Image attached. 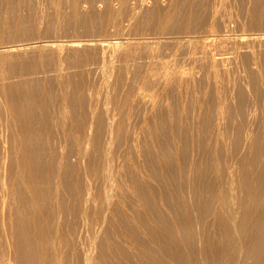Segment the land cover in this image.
Listing matches in <instances>:
<instances>
[{
    "label": "rangeland",
    "instance_id": "374dc122",
    "mask_svg": "<svg viewBox=\"0 0 264 264\" xmlns=\"http://www.w3.org/2000/svg\"><path fill=\"white\" fill-rule=\"evenodd\" d=\"M75 1L77 2V0H0V77L2 74L8 72L11 74V76L8 78V80L18 82L19 79H18V77H15V75L20 73V71L29 70L32 67H34L33 65H35V63H41L42 61H43V63H45V62L54 63L53 60H55L59 56V53H60L62 58H66L67 61L69 59V61L73 62V63H77L78 61H76V60L80 61V59L83 60L85 57H87V58L90 57L91 62H92L91 63L92 66L90 65L91 68L89 66V70L86 71V73L88 75H90V73L92 72L90 77L88 75L86 76L87 80L89 81L87 84L88 87L86 86V91L84 90L83 92L75 91V89H73V88H70L67 93L65 92L66 94L61 93L58 90H56L57 92L55 90H54L55 92L54 91H50V92L45 91L44 89L41 88L42 81L44 80V78L45 79L47 78L46 81H48V83H51L52 77H50L51 76L50 74H47V76H45L43 73H40L39 76L31 74L30 76L35 77L36 79H38V81L34 82L32 85H29L28 87L24 86L23 88L20 87V88L13 89V91L8 93L9 96L7 94H4V92H2V89L0 87V238L5 240L7 233H10V231L11 232L13 231L14 234H17V233L20 234L21 233L22 235L25 231L30 233L29 230L31 229V224H33L34 222L38 223L40 221L38 223L39 226L41 225V227H43V226L46 227V224H47V226H49V228H50L49 232L52 234L57 233L56 235L60 238V241H58L56 243H57V245H59V246H57V248H59V250H60L58 252V254L62 253V255L61 254L59 255L60 257L62 256L61 257L62 258L61 264H77L74 262V261H76V259H75V256L73 255V253H75V252H73V246H74V242H75L74 240H77V239H81L83 242L88 241V244H86V245H87V247L91 246V250H92V246L94 247V245H95L93 250H95L96 252H94V253H98V251H99L98 249L100 248V242H103L105 240L106 243H105L104 247L106 250L108 249L107 251L109 254L114 255L116 253L115 255H117V253H118V258L119 257H120V259L123 258L121 260L122 264H133L132 262L135 261L134 259H136V258H134V257L131 258V257L134 253H136L135 251L138 252L139 249L140 250L144 249V250L150 251V249H149L150 248L149 247L150 246V244H149L150 238H148L147 243L145 241L147 239L144 238V242L146 243V245L148 246V244H149L148 248H146L147 246H145V243L140 245L139 244L140 240L138 241V239H137V237L142 238L141 240H143V237H145V236L149 237L147 233H144L145 231L142 229L141 223H145V222L147 223L148 219L149 218L151 219V217L148 214H150V212L152 211V208L147 207V205H145V204H143L142 206L137 204V203L142 204V201H143L142 200L143 198L141 196V191L144 189H149L150 191H153L155 189V192L154 191L151 192L152 198H155L156 200L158 198H160L161 201L166 202L165 197L168 193L166 191H168V190L165 189L164 191L166 193H164L162 189H164L166 187L168 189V185L170 184L169 187L171 189H169V190L170 191L174 190V188H175L174 186H176V184L180 180L179 183L177 184V185H179V188L174 190V191H176L178 194L183 192V194L185 193V195H186V194H188L186 188H189L188 190H191L190 189V187H191L193 192L191 190V192L189 191V193H191L193 195L194 186L199 182L198 181L199 177H197V176H200L199 173H201L200 171L203 170L204 168L206 171V173H205V171L203 170L204 175H205V178H207V179H205L203 177L204 181L207 182V180H211L212 179L211 177H214L215 180L213 179V181H217L218 180L217 178L219 177L220 172L219 171L217 172L216 166L212 162L211 163H209V162L212 161V158L215 155V153H214L215 151H213L214 145H212V144L216 143L213 141H215V137L219 133V130H226L227 131L226 142H227L228 148H229V146L231 148L232 144L234 142V139L236 137L235 136L236 135V128H235L236 123L237 122H247L249 124L250 122H254L253 112H252V110H253L252 104H253V99H254V85L253 84L256 80L260 79L261 75H260V73L258 74V72H257V74H256L253 71V68L251 66L252 62L249 59H251L250 51L253 48L257 47L258 51L261 50L262 48L264 49V47H263L264 41H262L261 44H259L257 42L258 45H256L254 43L251 46V48H249L248 50L243 48L239 54L236 53L237 56H234L235 55L234 54L235 49H232L233 45H231V43L228 44L229 46L227 44L225 46H223L222 44L220 45V42H218L217 38H218V35H223V34H227V33H235L236 32L235 34H237V33H241L244 31L245 32H251V30L252 31L253 30L264 31V0H253V1L252 0H230V1L226 0L224 3L226 6H224V4H223V6L221 5L222 7L212 6L213 0H211L212 3L210 0H207V2H206V0H200L201 4H199L196 8L193 9L194 13H193V11H191L192 12L191 13L188 9L189 4H190V0H177L176 11L174 12V13H176V15L173 14L170 21L166 24V26H165V31L167 32V33H165L166 37L165 36L160 37L159 38L160 42L156 41L157 39H155V38H154L155 39L154 41H153V38H149L148 42H146L147 41L146 38H148V36H146V35L149 33L152 34L157 29H161L160 19H161L162 14L166 10H168L167 8H170V2H171L170 0H162V1L161 0L160 1L159 0H157V1L156 0H149V2H148V0H143L144 2L141 0H138V1L136 0V2L138 4L133 0L132 1L128 0L126 4H122L119 0H114V1L113 0L112 1L111 0H80V3L78 2V5L74 6ZM117 1H118V3H117ZM130 1L133 2L134 4L136 3V6L133 3H131ZM203 1H205L206 4L202 5V3H205ZM208 1H210L211 4ZM140 3H142V4H140ZM128 5H130V6L128 7ZM177 6L179 8L183 6V9L180 8V9H182L180 11ZM117 8H119V9H117ZM136 8H137V10H136ZM138 9H140V10H138ZM184 9L186 11L188 10L187 11L188 13ZM159 10H160V12H159ZM256 10H257V12H256ZM133 11L135 12V14H132ZM189 13H191V14H189ZM130 14L132 15L133 18H131L129 20L128 17L131 16ZM135 22H137V23H135ZM253 27H255V28H253ZM181 31L183 32V34L181 33ZM239 31H241V32H239ZM172 32L174 33V35L172 34ZM187 32H188V34H187ZM195 32H197L198 37H197V34ZM199 32H201V33L199 34ZM204 32H206V33H204ZM213 32H214L215 36H214V34H211ZM192 34H193V36H192ZM201 34L202 35L204 34L203 37L205 39H203V37L202 38L200 37ZM144 35H145V37H144ZM171 36L172 37L174 36V37L172 38ZM169 37H170L171 41L174 38H176V39H174L175 40L174 42H171V41H169ZM177 37H178V39H177ZM188 37L191 39V41L189 40ZM194 37H196V39ZM209 37H211L210 40H209ZM40 38H41V40H50L48 43H52L54 40L55 42H53V43H56L57 46L55 44L52 46H51V44H49L50 45V47H49L48 44L45 45V44H43L44 42L43 43L39 42L38 40H40ZM70 38H74V39L78 38L80 43H78V45H73V44H71L72 39H70ZM105 38L106 39L109 38V39L106 40ZM212 38L214 41L211 40ZM66 39H68V40H66ZM85 39H86V41H84ZM90 39H92V40L90 41ZM206 39H208L209 42H211V43L207 42L208 40H206ZM58 40L61 42H59ZM81 40H82V44H81ZM95 40H96V42H99V43L96 44V42H93ZM99 40L101 42H104L103 40H105V41L109 40L111 42H114L115 40H117L118 42L120 41V44L118 43L120 46H117V47L113 46V47L114 48L116 47L117 49L116 48L115 49L117 51H119L118 49H120L122 52H124L123 51L124 48H125V51L127 49H129L131 52H133L131 55L133 56V54H134V56H135V57L131 56V59L132 58H135V59H133V61H132L129 57V59L127 60L128 61V63H127V61H124L123 57H121V55H122L121 51L117 52L113 47H110L112 45L108 46V45H104L103 43L100 44ZM149 40H150V42H149ZM203 40L205 42H203ZM25 41L32 42V44L35 43L34 44L35 46L37 45V43H39L40 46H42V49L39 48L40 47L39 44L37 45L38 47L37 46L34 47L32 44H31L32 46L31 45L25 46V47H28L27 50H29V51H23V49L22 50L16 49V50L10 51V50L6 49V48L9 49L10 48L9 46L12 44H19V43L25 42ZM183 41H185V42H183ZM212 41H213V43L215 42V44H217V48L220 51H221V49L224 50V52H222L223 50L221 51L223 53V55L229 53L228 55L233 56V58L229 59L230 62L233 61V64L231 63V65H233V67L230 66V62H228L229 60L228 61L221 60L222 63L228 62V64H226L227 66L225 64H223L226 67L221 64L222 66H220V67H222L223 72H220L222 70L221 68L219 69L220 70L219 71L216 68V66H214L215 64H213V58L210 56L211 55L210 54V47H211V45H215L212 43ZM58 42L61 44H59ZM45 43H47V42H45ZM203 43H205V44H203ZM260 45H261V48H260ZM43 46H45L46 50ZM100 47L104 48V51H105V48L108 47V48H106L107 54H106V52L104 53L103 49L101 48L102 53H104V54H102L101 51L99 50ZM219 47H221V48H219ZM225 47L228 49H225ZM229 47H231V48L229 49ZM37 48L39 49V51L41 49V51L39 52ZM50 48H51V50H49ZM54 48H57L60 52ZM193 50H195V51H193ZM35 51H37L39 53H36ZM151 51H153V52H151ZM154 51L156 52V55H155ZM192 52H197V53H195L196 55H193L194 53H192ZM135 53H138V54H135ZM189 53H191V56L189 55ZM245 54H246L247 58H245ZM2 55H5V58H2L1 57ZM82 56H85V57H82ZM105 57H106L107 61H105ZM238 58H239V60H238ZM109 59H110V62H108ZM240 59L241 60L246 59V62H243V61L241 62ZM100 60H102L103 62H101ZM111 60H114V61H111ZM260 60L264 64V51H261ZM96 61H98V62H96ZM99 61H100V64H99ZM237 61H239V63ZM111 62H112V65H111ZM247 62H248V64H246ZM93 63L95 64L96 67L98 66L97 68L100 67L99 70L96 68L94 71L93 67L95 68V66ZM96 63H98L99 65H96ZM101 64L105 65V66H102ZM127 64L129 65V68H128ZM234 64H237V65L235 66ZM242 64H243V67H242L243 70L245 69L244 73H243L242 68H240ZM109 65L113 71H111V69H108ZM115 65H116V67H115ZM212 65L217 69V71H215L214 69H213L214 71L212 70V68H214ZM244 65H245V67H244ZM246 65L247 66L250 65V67H247ZM112 66L115 68H113ZM121 67H123V68H121ZM238 67H239V69H237ZM119 68H120V70H119ZM106 69H108V71ZM181 69L182 70L184 69V71H182ZM232 69H234V71H232ZM235 69L237 72L238 71L239 72L241 71V72L237 74V72H235ZM104 70H106L109 77H107L108 76L107 75L105 78L106 72L104 74ZM150 70H151V73H150ZM109 71H111V72H109ZM229 71L234 73V75L232 73H229ZM114 72H116V74ZM125 72H127L128 74L127 73L125 74ZM111 73H113L112 76H111ZM122 73H124V74H122ZM219 73H221V74L223 73L221 77L219 76ZM249 73H251V74L254 73V74L251 76V74H249ZM181 74H182V76H181ZM228 74L230 76H232V80L228 79V78H230V76H228ZM239 74H241V75H239ZM244 74H246V75H244ZM102 75H104V76L102 77ZM118 75L119 76L121 75L123 78L122 82H121L122 84L118 82L119 81ZM125 75L127 76L126 80L124 78ZM236 75L240 76V78ZM218 76H219V78H218ZM39 77H40V79H39ZM101 77L104 79L105 84H104L103 80H101L102 79ZM248 77H250L249 82L251 80L252 84L247 81ZM252 77L255 79H252ZM90 78H91V80H90ZM221 78H224L223 79L224 81L220 82V80H222ZM143 79H147L146 81H149L148 84H150L149 85L150 87L148 86L147 82L145 83L144 81H142ZM218 79H219V81H218ZM234 79L236 81L238 80L239 84L238 83L236 84V81ZM106 80H109V81L107 82ZM225 80H228L227 81V82H229L228 86L230 84L232 85V87L230 86L231 89H230V87L226 86L227 82H225ZM96 81L98 82V84H96L97 83ZM113 81L116 82V85H115V83H113ZM125 81H127L128 83L127 82L124 83ZM93 82L96 85V87L93 84ZM106 82L107 83L112 82L111 84L114 85L113 88L115 90L112 88V85H110V83H109V86H111V90H110V87L108 86V84L106 85ZM240 82H242V83H240ZM0 83H1V81H0ZM118 83H119V86L117 85ZM144 83L147 85H145ZM244 83L246 85L245 86L246 88L244 87ZM89 84H91V85L93 84V85L91 86ZM127 84H129V85L127 86ZM133 84H134V86H133ZM180 84H182V85H180ZM104 85H106L108 87H105ZM130 85L133 88H131ZM143 85L145 87H143ZM222 85L224 86L223 88H222ZM0 86H1V84H0ZM116 86H118V87L116 88ZM146 86L149 90L146 89ZM151 86L154 89L153 88L151 89ZM215 86H217L218 88L217 87L215 88ZM248 86H249V88H248ZM126 87L128 88L127 90L125 89ZM138 87H140V89H137ZM92 88H94V89H92ZM96 88L99 89V91L96 90ZM108 88H109V90H108ZM134 88H135V90H134ZM91 89L95 92H92ZM132 89H133V91H132ZM89 90H91V92H89ZM216 90L220 91V93L217 91L220 97H221L220 94H222V92H224L222 94V98H220L218 95L216 96V93H217ZM70 91H71V93H70ZM130 91H131V93H130ZM142 91H144L145 93L143 92L144 93L143 94ZM232 91L234 94L232 93ZM245 91H247V92L245 93ZM140 92H141V94H140ZM50 93H51V95H50ZM227 93H228V95H227ZM238 93H239V95H238ZM250 93H251V95H250ZM62 94H63V97L61 96ZM230 94H231V96H230ZM65 97L67 100H65ZM216 97H217V99L219 98L217 101H216ZM9 98H12L14 100V102L8 103L7 101ZM226 98H228L227 101H226ZM219 100H221V101H219ZM241 101L245 107V113L244 114L240 113V111H239V103ZM216 102H219V103H216ZM223 103L225 105H223ZM226 103L228 105H226ZM249 103H251V106ZM12 104H14V106H12ZM218 104H219V106H218ZM220 104L222 107H220ZM216 105L220 108H218ZM247 105L250 107L249 112L251 115L248 114L249 108ZM216 107H217L218 111L216 110ZM221 108L222 109L224 108V110H222ZM216 112L219 113V114L217 113L218 116L220 115L217 118H216ZM234 112H235V114L236 113L237 114L235 115ZM221 115L223 116V121H222ZM224 115H225V117H224ZM260 115L261 116H260V119L258 122H264V120H262L263 111L260 112ZM17 117H19V118L17 119ZM14 118L16 119V122H15ZM218 118H220V119H218ZM216 119L219 121L216 122L217 121ZM17 122H18V124H17ZM77 122H79V123L89 122L91 125L90 128L92 129V130H90L91 131L90 133H92V137L90 136L91 137L90 141L86 140L85 142H83V146L87 147L89 145L88 146L89 148L87 147L88 152H87L86 158L81 159L80 166H78V163H77L78 161H76V162L74 161L75 159L79 160L78 156L76 155L78 144H76L77 142L75 141V137H76L75 135H77V133H78L76 131V130H78L77 129V126H78ZM215 122L218 123L217 124L218 127L216 126ZM111 123H112V125H111ZM220 123H221V125H220ZM108 125L109 126L111 125V126L107 127ZM203 125H206V126H203ZM22 126H23V128H21ZM117 126H118V129L116 131H114V128L116 129ZM106 127L109 129L106 130L107 129ZM111 127H113V130ZM216 127H217V129H216ZM190 129H191V131H190ZM109 130H112V134L110 133ZM13 131H14V134H13ZM15 131H16V133H15ZM19 132L20 133L24 132L23 133L24 136L21 135V138H19L20 137V135H19L16 138L15 136H16V134L18 135ZM106 132H107V134L109 132L108 136H107ZM189 132H191V133H189ZM117 133L120 134L119 138L117 136L118 135ZM181 133H182V137H181ZM103 134H106V136H107V138H105L106 140L110 137V135L111 136L113 135L112 136L113 139L109 138V140L106 143V140L103 138L105 135H103ZM183 134H184V136H183ZM186 135H188V136H186ZM189 135H191V137ZM192 135H193V138H192ZM213 136H215V137H213ZM233 136H235V137H233ZM184 137H186L187 140L186 139L183 140ZM72 138H73V140H72ZM100 138H102V139L100 140ZM126 138H127V141H126ZM115 139L117 140V142ZM20 140H28L27 142H28V146L30 148L29 153H31V157H32L31 161H32V165H34V172L37 173L41 177V180L39 181L40 182L39 191H40L41 195H43V196L46 194L45 196L47 198V199L46 198L44 199V197H45L44 196L42 198L43 200L40 201L41 203L38 204L37 206H35L36 208H34V205H33V207L31 206L32 205L31 201H30V199L28 200L29 197H27L28 194L24 193L22 191L20 184L16 183L17 180L15 179L14 175L11 174L12 173L11 169L13 167L12 164H13L14 160L17 159V157H19V155H20V154L18 155V153H20V152L17 153L15 151L14 144H16L17 142H21ZM102 140L104 142H102ZM112 140H113V142H111ZM189 140H191V141H189ZM202 140L205 141V143H203V145H202ZM109 141L114 146L113 145L111 146ZM186 141H189V142H187L188 146L186 145ZM197 141H198V143H197ZM86 142H87V144H86ZM101 142L103 145L102 144L100 145ZM190 143H192V145ZM209 143L210 144L212 143V144L210 145ZM17 144L19 145L20 143H17ZM181 144H182V146H181ZM196 144H197V146H196ZM200 144H201V148L199 147ZM109 145H110V148H108ZM209 145L211 146L212 149L210 148ZM95 146H96V148H95ZM102 146H104L105 148H103ZM203 146H205V147L202 149ZM97 147L101 150V152ZM112 147H113V149H112ZM135 147L138 150L137 152L135 150L136 149ZM192 147H193V149H195V151L192 149ZM197 147L199 150L196 149ZM75 148H76V150H75ZM206 148H208V150ZM70 149H71V151H70ZM102 149L103 150L105 149L104 152ZM107 150L110 152H108ZM187 150H188V152H187ZM63 151H64V153H63ZM204 151H205V153H203ZM221 151H219V152L217 151V154L218 155H224V153H222L224 151H222V152ZM132 152H134V153H132ZM185 152H187L188 154H190V153L191 154L188 155ZM212 152L214 153L213 155H212ZM99 153L101 154V156ZM112 153H113V155L115 154L114 156H116V157H114L112 155ZM130 153H131V155H130ZM209 153L211 154V156ZM107 154L108 155L110 154V156H108ZM195 154H196V156H195ZM197 154H198V156L202 154V157L200 156L201 160L197 156ZM205 154H207L209 156H206ZM183 155H184V157H183ZM185 155L191 157V159L189 157H187V159H186ZM193 155H194V157H193ZM181 156H182V158H180ZM61 157L63 159H61ZM91 157H93V158H91ZM205 157H208V158L212 157V158L210 161L207 158L206 159L208 161L207 162L204 159ZM90 158L94 159V161L96 162L97 165L101 161H108V168H109L108 172L110 173V177L113 179L115 177L114 182L110 178L109 180H111V181L107 180V182L104 183V181H103L104 175H103V173H101L102 170H99L97 165H96V167L94 166V168H95V169H93L94 171H92L91 173L89 172V174H90L89 175L90 176V179H89L90 188L93 191V194L96 195V193H97V195L99 196L98 197L96 195L97 199L93 200V202H92L93 204L91 203L92 207H90V208L93 211H95V213L98 215L96 217L98 222H100V220L102 222V223L100 222L101 224L100 223L97 224V226L100 225V227L98 226L95 228V231H97L96 234L98 233L97 235H99V236H97L96 242H94V244H92V245H90L91 242L89 243V239H88L89 237H87L89 235L82 225L83 224V221H81L82 219L78 216L79 214L77 215L78 212H75L76 211L74 209V204H75L74 202L75 201H74L73 197L70 196L71 188H65V187H67V185L66 186L57 185V180L55 178V177H57V173H56L57 170L55 169V167L57 168L58 162H62V164H60V167H61L60 173H63V175L66 178L70 179V180L67 179L68 182L70 181L69 182L70 184L67 182V184H69L68 187L74 186L77 183V181L79 180V178L84 175V171H87L86 170V164L84 163V161L86 160L85 162H87V164H88V161ZM108 158H109V160H108ZM131 158H133V159H131ZM159 159L161 161H159ZM61 160H63V161H61ZM113 160H114V162L112 163ZM132 160H133V162H131ZM176 160L178 161L177 163L179 166L177 165L176 162H174ZM181 160H183V161H181ZM184 160H185V162H184ZM189 160H191L193 163L196 162V164L197 163H199V164H197V166H196V164L194 163L195 166L193 165V167H192V165H190V164H193V163H191ZM204 160L207 164L204 162ZM56 161H58V162H56ZM141 162L144 166H142ZM186 162H188L187 166H186V164H187ZM109 163H110V165H109ZM175 163H176V167L179 168V172H180L179 173L180 176L178 174H176L177 176L180 177L178 180V177L176 176L177 182L175 181V177H174L175 172L174 171H176V173H177L178 169L175 166H174L175 170L173 167H171V166L175 165ZM184 163H186V164H184ZM74 164H76V165H74ZM182 164H183V166H181ZM6 165H8V166H6ZM140 165L142 168L140 167ZM160 165L164 166L165 168H162ZM153 166L155 167L154 170L157 169V171L153 170V168H154ZM169 166H170V168H173V171H172V169L170 170ZM184 166L187 167V169H188L187 171L185 170L186 168L185 169L183 168ZM190 166L192 168H190ZM198 166H199V169H196V167H198ZM204 166H206L207 169ZM208 166L211 170L208 168ZM116 168H117V170H116ZM134 168L136 169L135 172L133 171ZM192 169H193V171L189 172ZM77 170H78V172H77ZM112 170H113V172H111ZM142 170H145V171H142ZM165 170H167V171L169 170V171L166 172ZM81 171H83V172H81ZM158 171L163 176V179H162V176H160L161 179L162 180L165 179L166 181L168 180L167 178L170 176L168 174H170V172H171V175H172V172H173L174 176L169 177V180L171 181V178L172 177L174 178L172 180L173 181L172 183L174 186L171 184V182L169 184H166L169 180L167 182L165 180L160 181L162 183H159L158 181L160 180V177L158 174H160V173ZM67 172H68V175H67ZM138 172L140 173V175H142L141 177H140ZM153 172H158V174L154 173V175H153ZM186 172H188L189 174L188 173H187L188 175L184 174ZM207 172H208V174H207ZM147 173H149V174H147ZM192 173L194 174V176ZM209 173H211L210 178H209ZM165 174H167V175H165ZM181 175H186V176H188V178L186 176H181ZM191 175L193 176V179H192V177H190ZM39 176H38V178H39ZM165 176H168V177H165ZM146 177H147L148 181H146ZM153 177L154 178L156 177L157 180L154 179ZM181 177H182V179H183V177H185V179H183V182L185 181L183 184L184 187L182 185L183 182L181 181L182 180ZM141 178L144 179L145 181L142 180ZM194 178L196 179V181ZM131 179L133 181L130 182ZM151 179L153 182L151 181ZM154 180H155V182H154ZM48 181H50V182L48 183ZM90 181H91V183H90ZM111 182H113L114 185H112ZM135 182H137V185ZM175 182H176V184H174ZM186 182L188 184V187H187ZM140 183H141V185H140ZM189 183H192V184H189ZM159 184H161L162 186H163V184L167 185V186H165V187L163 186L164 187L163 188ZM155 185L158 187L155 188L156 187ZM171 185L174 188L171 187ZM137 186L138 187L141 186L142 189L137 188ZM12 187L15 188L16 191L13 192L14 189ZM7 188H9V189H7ZM179 189H182L184 191H182V190L180 191ZM133 190L137 191V193ZM8 191H12V192L8 193ZM131 191H133V192L131 193ZM138 191H140V192H138ZM206 191H208V189L204 190V194L209 192V191L208 192H206ZM98 192H99V194H98ZM5 193H7V194H5ZM58 193L60 196L57 195ZM61 193H62V195H61ZM107 193L113 194V196L109 194L108 195L109 197H108ZM163 193L166 195L164 196ZM209 194H210V192H209ZM2 195H4V196H2ZM5 195L7 196V198ZM158 195H161V196L157 198ZM185 195H183V197L180 195L179 196L182 197L184 200H186V202L191 201L192 198L195 197V196L191 195L190 197H192V198L190 200V198H188V197L184 198ZM189 195L190 194H188V196ZM110 196H112V198ZM162 196H164V200H163V198H161ZM59 197H60V199H58ZM106 197H107V201H110V199H111V202L106 203L107 209H105L106 211H104L101 209L102 208V206H101L102 200L101 199L106 198ZM133 198L135 199V201H137V200H139V201L134 202ZM108 203H110V204H108ZM131 203H133V205ZM143 203H144V201H143ZM167 203H168V199H167ZM192 203H193V200H192ZM41 204H42V206H41ZM94 204H95V206H94ZM135 204H137L138 207H135L136 206ZM39 205L41 206V208H39ZM139 206L142 208H139ZM31 207L34 208L35 211H32L33 209ZM105 207L106 206L104 205L103 208H105ZM109 207H110V209H109ZM133 207H135V208H133ZM45 208H46V210H44ZM48 208L50 210H52V215L50 214V216H49V214H48L49 218L47 219L46 217H48V216L46 215L47 214L46 212H47V210H49ZM141 209L143 210V213H142ZM12 210H13V212H12ZM101 210H102V212H101ZM40 211L45 212V218L43 217L44 212L43 213L41 212V214H40L39 213ZM135 211H137L139 213V214L136 213L137 215H139L138 217L134 213ZM126 212H127V214H126ZM74 213L76 215H74ZM132 213H133V215L135 214L136 216L135 215H134L135 217L132 216ZM145 213H146V217H145ZM121 215L124 219L121 217ZM76 216L78 218H76V220H75L74 218ZM131 216L134 218H131ZM114 217H115V219H113ZM140 217H143V219ZM144 217H145V219H144ZM211 217L212 216H210L209 219ZM79 218H80V220H79ZM36 219H38V220H36ZM73 219H74V221L79 220L78 221L79 223L75 222V223H78L77 226L75 225V229H77L78 232H76L75 229H72L74 227L73 226L74 224H72ZM104 219H106V220H104ZM109 219H110V221H109ZM138 219H141V220H138ZM150 219H149L150 222L148 221V223H151L152 219L151 220ZM51 220H52V222H51ZM141 221H143V222H141ZM65 222H67V223H65ZM137 222H140V223H138V225H137ZM17 223H18V225H17ZM62 223H63V225L65 223L64 226L66 227V233H67L66 235H68V237H66V238L63 237L64 239L61 240V238H62V234H61L62 233L61 232L62 231V225L61 224ZM123 223H125V224H123ZM29 224H30V226H29L30 229L28 228ZM23 225H24V227H23ZM69 225H70V227H69ZM136 225L138 227H140V226L141 227L137 229ZM130 226H134V227H130ZM53 227H55L56 229L54 228L55 229L54 230ZM76 227H78V228H76ZM101 227H103V228H101ZM135 227L137 230L135 229ZM129 228H131V229L129 230ZM80 229H82L81 233H79ZM102 229L104 231L106 229L107 231L104 232ZM139 229H141V231H140L141 233H138ZM67 230L68 231L72 230L71 231L72 233L75 231L77 234L79 233L82 235L76 236L77 234L76 235H74L75 233L70 234V232H68ZM132 230H134V231L132 232ZM122 231L125 234L127 233V236L129 238H133V239H129L128 237H126V235ZM129 232L133 236L132 235L130 236ZM28 233L24 234V238L22 236V238L25 239L23 241H25V243L27 244V248L25 247L26 248L25 251L28 250L27 252L30 253V254H27V252H26V254L30 255V256H28V258L26 259L24 264H31V263L32 264H45L44 262L39 260V258L36 254L31 252V248L28 245L31 243L32 237L31 236H30V238L26 237L27 235H31V233L30 234H28ZM135 233L139 234V235H135ZM84 234H86V235H84ZM100 234H101V237H100ZM69 236L71 238L70 241H69ZM83 236L86 237V240ZM135 236H136V238H135ZM72 237L73 238L75 237V238L73 239ZM82 237L84 238V240ZM26 238H28V239H26ZM67 238H68V241H67ZM134 238H135V241H134ZM131 241H133V242H131ZM134 242H137L138 244L134 243ZM69 243H70V245H72V243H73V245L70 246ZM26 244H25V246H26ZM134 244H136V245L134 246ZM139 247H141V248H139ZM0 249H1L0 250V260H1L0 264H4V263L5 264H20L17 262L18 260H14V259L10 260L8 258L9 256L7 253H5V249L3 248V246H0ZM121 252H122V254H121ZM4 255H5V258H4ZM119 255H121V256H119ZM6 256H7V258H6ZM126 258H128V260ZM98 259H97V263H95V264H105L103 262L102 258H98ZM131 260H132V262H131ZM172 264H180V263L172 262Z\"/></svg>",
    "mask_w": 264,
    "mask_h": 264
},
{
    "label": "bare ground",
    "instance_id": "6f19581e",
    "mask_svg": "<svg viewBox=\"0 0 264 264\" xmlns=\"http://www.w3.org/2000/svg\"><path fill=\"white\" fill-rule=\"evenodd\" d=\"M112 1V0H111ZM114 1V0H113ZM122 4H126L127 3V1L128 0H119ZM132 1V0H131ZM130 1V2H131ZM133 1H135L136 2V0H133ZM138 1V0H137ZM141 1H143V0H141ZM140 1V2H141ZM157 1V0H156ZM160 1V0H159ZM162 1V0H161ZM171 2H170V8H167L168 10H166L163 14H162V16H161V19H160V26H161V29H157L156 31H154L152 34H147L146 36H148V38H146L147 39V41L146 42H148V39L149 38H153V41L155 40V39H157L156 41H159L160 42V37H162V36H165V33H167L166 31H165V26H166V24L170 21V19H171V17L173 16V14H175L176 15V13H174L175 11H176V3H177V0H170ZM211 1V0H210ZM210 1H208L209 3H210ZM225 1L226 0H213V4H212V6H214V7H222L223 6V4L225 3ZM230 1V0H229ZM253 1V0H252ZM78 2L80 3V0H77V2L75 1L74 2V6H77L78 5ZM144 2V1H143ZM148 2H149V0H148ZM169 2V1H168ZM181 2V1H180ZM203 2H205V1H203ZM206 2H207V0H206ZM206 2L205 3H202V5H204V4H206ZM228 2V1H227ZM235 2V1H234ZM258 2V1H257ZM117 3H118V1H117ZM129 3V2H128ZM131 3H133V2H131ZM137 3V2H136ZM136 3L134 4L135 6H136ZM208 3V4H209ZM211 3H212V1H211ZM210 3V4H211ZM111 4V3H110ZM138 4V3H137ZM140 4H142V3H140ZM159 4V3H158ZM168 4V3H167ZM199 4H201V2H200V0H190V4H189V11L191 12V11H193V9L194 8H196ZM247 4V3H246ZM118 5V4H117ZM133 5V6H134ZM188 5V4H187ZM222 5V6H221ZM251 5V4H250ZM130 5H128V7H129ZM139 6V5H138ZM165 6V5H164ZM167 6V5H166ZM180 6V5H179ZM224 6H226L225 4H224ZM115 7V6H114ZM123 7V6H122ZM132 7V6H131ZM140 7V6H139ZM138 7V8H139ZM159 7V6H158ZM157 7V8H158ZM169 7V6H168ZM178 7V6H177ZM239 7V6H238ZM244 7V6H243ZM133 8V7H132ZM179 8V7H178ZM180 8H182L183 9V6L182 7H180ZM179 8V10L181 11L182 9H180ZM247 8V7H246ZM253 8V7H252ZM259 8V7H258ZM117 9H119V8H117ZM122 9V8H121ZM160 9V8H159ZM238 9V8H237ZM128 10V9H127ZM136 10H137V8H136ZM138 10H140V9H138ZM145 10V9H144ZM162 10V9H161ZM185 10V9H184ZM196 10V9H195ZM252 10V9H251ZM131 11V10H130ZM135 11V10H134ZM132 12V14H135V12ZM178 11V10H177ZM186 11V10H185ZM188 11V10H187ZM186 11V12H187ZM122 12V11H121ZM141 12V11H140ZM159 12H160V10H159ZM256 12H257V10H256ZM259 12V11H258ZM138 13V12H137ZM188 13V12H187ZM192 13V12H191ZM191 13H189V14H191ZM193 13H194V11H193ZM250 13V12H249ZM115 14V13H114ZM122 14V13H121ZM124 14V13H123ZM139 14V13H138ZM120 15V14H119ZM131 15V14H130ZM161 15V14H160ZM174 15V16H175ZM251 15V14H250ZM118 16V15H117ZM127 16V15H126ZM115 17V16H114ZM190 17V16H189ZM129 18V20L131 19V18H133L132 17V15L131 16H129L128 17ZM174 18V17H173ZM117 19V18H116ZM135 19V18H134ZM137 19V18H136ZM119 20V19H118ZM133 20V19H132ZM127 22V21H126ZM128 23V22H127ZM135 23H137V22H135ZM261 24V23H260ZM154 25V24H153ZM159 26V27H160ZM252 28V27H251ZM253 28H255V27H253ZM239 32H241V31H239ZM181 33L183 34V32L181 31ZM196 34H197V32H195ZM201 32H199V34H200ZM203 33V32H202ZM204 33H206V32H204ZM236 33V32H235ZM235 33H227V34H223V35H218V38H217V40H218V42H220V45L222 44L223 46H225L226 44L228 45L229 43H231V45H233L232 46V49H235V51H234V56H237L236 55V53L237 54H239L240 53V51L244 48V49H249V48H251V46L255 43L256 45H258V43L259 44H261L262 43V41H264V31H258V30H251V32H241V33H237V34H235ZM142 34V33H141ZM171 34V33H170ZM172 34L174 35V33L172 32ZM176 34V33H175ZM178 34V33H177ZM180 34V33H179ZM187 34H188V32H187ZM195 34V35H196ZM211 34H214V32L213 33H211ZM218 34V33H217ZM181 35V34H180ZM194 35V36H195ZM202 35V34H201ZM200 35V37L202 38L203 37V35L201 36ZM206 35V34H205ZM170 36V35H169ZM189 36V35H188ZM191 36V35H190ZM192 36H193V34H192ZM191 36V37H192ZM214 36H215V34H214ZM120 37V36H119ZM144 37H145V35H144ZM166 37V36H165ZM168 37V36H167ZM172 37V36H171ZM174 37V36H173ZM172 37V38H173ZM183 37V36H182ZM186 37V36H185ZM197 37H198V34H197ZM199 37V38H200ZM213 37V36H212ZM75 38V37H74ZM74 38H70V39H72L71 40V44H73V45H78V43H80L79 42V39L77 38V39H74ZM141 38V37H140ZM155 38V39H154ZM171 38V39H172ZM184 38V37H183ZM187 38V37H186ZM189 38V37H188ZM195 39H196V37H194ZM207 38V37H206ZM210 38L211 37H209V40H210ZM215 38V37H214ZM54 39V38H53ZM103 39V38H102ZM101 39V40H102ZM106 39V38H105ZM107 39H109V38H107ZM106 39V40H107ZM112 39V38H111ZM118 39V38H117ZM123 39V38H122ZM142 39V38H141ZM145 39V38H144ZM159 39V40H158ZM163 39V38H162ZM167 39V38H166ZM174 39H176V38H174ZM174 39H172V41L170 40V37H169V41H171V42H174L175 40ZM177 39H178V37H177ZM180 39V38H179ZM203 39H205L204 37H203ZM61 40V39H60ZM66 40H68V39H66ZM65 40V41H66ZM83 40V39H82ZM82 40H81V44H82ZM92 39H90V41H91ZM164 40V39H163ZM168 40V39H167ZM188 40V39H187ZM189 40L191 41V39L189 38ZM206 40H208V39H206ZM209 40L207 41V42H209ZM211 40H213V38L211 39ZM30 41V40H29ZM29 41H25V42H21V43H19V44H12V45H10L9 47V49L8 48H6L7 50H16V49H23V51H29V50H27V48L28 47H25V46H29V45H31L32 44V42H29ZM39 42H41V43H43V44H45V45H47L48 44V46L50 47V45L49 44H51V46L52 45H56L57 46V44L56 43H53V42H55L54 40H53V42L52 43H48L50 40H41V38H40V40H38ZM59 41V40H58ZM84 41H86V39L84 40ZM100 41V40H99ZM104 42H101L100 41V44L101 43H103L104 45H108V46H110V45H112V46H110V47H113V46H120L119 44H120V41L118 42L117 40H115L114 42H111V41H105V40H103ZM124 41V40H123ZM137 41V40H136ZM145 41V40H144ZM199 41V40H198ZM202 41V40H201ZM214 41V40H213ZM213 41H212V43H213ZM45 42H47V43H45ZM59 42H61V41H59ZM58 42V43H59ZM93 42H96V40L95 41H93ZM149 42H150V40H149ZM168 42V41H167ZM180 42V41H179ZM183 42H185V41H183ZM187 42V41H186ZM203 42H205L204 40H203ZM258 42V43H257ZM91 43V42H90ZM97 43H99V42H96V44ZM119 43V44H118ZM209 43H211V42H209ZM208 43V44H209ZM35 44V43H34ZM34 44H32L34 47H36L39 43H37V45L35 46ZM59 44H61V43H59ZM70 44V45H71ZM93 44V43H92ZM194 44V43H193ZM197 44V43H196ZM203 44H205V43H203ZM207 44V43H206ZM213 44H215V42L213 43ZM31 45V46H32ZM42 45V44H41ZM90 45V44H89ZM94 45V44H93ZM255 45V46H256ZM39 46H40V44H39ZM60 46V45H59ZM101 46V45H100ZM210 46V45H209ZM219 46V45H218ZM229 46V45H228ZM38 47V46H37ZM44 48H45V46H43ZM103 47V46H102ZM102 47H100V51H101V53H102V50H101V48ZM115 47V48H116ZM234 47V48H233ZM263 47H264V44H263ZM39 48H41L42 49V46H40ZM58 48V47H57ZM57 48H54V49H57ZM60 48V47H59ZM106 48H108V47H106ZM106 48H105V51H104V48H102L103 49V51H104V53L107 51L106 50ZM114 48V47H113ZM112 48V49H113ZM114 48V49H115ZM219 48H221V47H219ZM231 47H229V49H230ZM260 48H261V45H260ZM5 49V50H6ZM30 49V48H29ZM38 49V48H37ZM36 49V50H37ZM41 49H40V51H41ZM53 49V50H54ZM117 49V48H116ZM115 49V50H116ZM225 49H228V48H226L225 47ZM45 50H46V48H45ZM49 50H51V48L49 49ZM58 50V49H57ZM114 50V51H115ZM119 51H121L120 49H118ZM223 49H221V51H222ZM38 51H39V49H38ZM39 51V52H40ZM59 51V50H58ZM117 51V50H116ZM119 51H117V52H119ZM123 51L124 52H122L120 55H121V57H123V59H124V61H127L128 59H129V57H130V59H131V54L133 53V52H131L129 49H127L126 51H125V48L123 49ZM193 51H195V50H193ZM199 51V50H198ZM218 48H217V44H215V45H211V47H210V56L213 58V64H215L214 66H216V68L219 70L220 68L222 69V67H220V66H222L223 64H228V62H230V60L229 59H231V58H233V56L232 55H228V54H225V55H223V53L222 52H224V50L221 52ZM229 51V50H228ZM232 51V50H231ZM246 51V50H245ZM250 51V50H249ZM261 51H264V49L262 48L261 50H257V47L256 48H253L251 51H250V54H251V59H249V60H251V62H252V64H251V66H252V68H253V71L257 74V72H258V74L260 73V79H258V80H256L255 82H254V99H253V104H252V106H253V110H252V112H253V120H254V122H250L249 124L247 123V122H237L236 123V125H235V128H236V137L235 136H233V137H235V139H234V142H233V144H232V147L230 148V146H229V148H228V146H227V142H226V138H227V136H226V134H227V131L226 130H219V133L217 134V136L215 137V136H213V137H215V141H213V142H216L215 144H212V145H214L213 146V148H214V150L213 151H215L214 153H215V155H214V157L212 158V161H210L211 160V158H208V157H205L204 159L206 160L207 158L209 159V163H213L215 166H216V170H217V172L219 171L220 172V174H219V177L217 178L218 180L217 181H213V179H214V177H211L212 179L211 180H207V182L206 181H204V178H205V175H204V171H205V168L204 167H206V166H204L203 168V170H201L200 172L201 173H199V175L200 176H197V177H199L198 178V183L194 186V193H193V195L191 194V193H189V191L191 192V190H192V188L190 187V189L191 190H188L189 188H186L187 189V192H188V194H190L189 196H188V194H186L185 195V193L183 194V192L182 193H180V194H178L176 191H174V190H176V189H178L179 188V185H177L178 183H179V168H177L176 167V163L178 162L177 160L176 161H174V162H176L175 163V165H173V166H171V167H173L174 168V170H175V167L178 169H176L178 172L176 173V171H174L175 173V176L173 175V172H172V175H171V172H170V174H168V175H170L169 177H171V176H174L175 177V181L177 182V178H176V174H178L179 176H177L178 177V183L176 184V182L174 183V184H176V186H174L173 185V177L171 178V181L169 180V177L168 176H165V177H168L167 179L169 180H165L166 182V184H169L170 182H171V184L175 187H173L172 185H171V187H173L174 188V190H169V189H171L170 187H169V185H168V189H167V187L166 188H164L165 186H167V185H164L163 184V186L161 185V184H159L161 187H163L164 189H162L163 190V192L164 193H166V192H168L167 193V195L166 194H164V196L166 195V202L164 201H161V199L160 198H158V197H160L161 195H158L157 196V200L155 199V198H152V193L151 192H155V189L153 190V191H150L149 189H144V190H142L141 191V196H142V200L144 201V203H143V201H142V204H139V203H137L138 205H140V206H142L143 204H145V205H147V207H149V208H152V211L150 212V214H148L150 217H151V223H148V221H149V219H148V221H147V223L145 222V223H141L142 224V229L145 231L144 233H147L148 234V236L149 237H143V240H141L142 238H139V237H137V239H138V241L140 240V242H139V244L141 245V244H144L145 242H144V238H146L147 240H145L146 241V243H147V241H148V238H150V246H149V244H148V246L150 247L149 249H150V251L149 250H144V249H139V248H141V247H139L138 249V252L137 251H135L136 253H134L133 255H132V257L131 258H136V259H134L135 261H133L132 262V260H131V262L133 263V264H172V262H177V263H180V264H264V122H258L259 121V119H260V112H262L263 111V118H262V120H264V64H263V62L260 60V54H261ZM36 53H39V52H37V51H35ZM57 52V51H56ZM55 52V53H56ZM60 52V51H59ZM65 52V51H64ZM151 52H153V51H151ZM155 52V51H154ZM104 53H102V54H104ZM114 53V52H113ZM192 53H194L193 55H196L195 53H197V52H192ZM227 53V52H226ZM41 54V53H40ZM44 54V53H43ZM53 54V53H52ZM58 54V53H57ZM62 54V53H61ZM106 54H107V52H106ZM105 54V55H106ZM115 54V53H114ZM135 54H138V53H135ZM242 54V53H241ZM249 54V53H248ZM42 55V54H41ZM40 55V56H41ZM55 55V54H54ZM53 55V56H54ZM155 55H156V52H155ZM154 55V56H155ZM189 55L191 56V53H189ZM57 56V55H56ZM118 56V55H117ZM133 56H134V54H133ZM132 56V57H133ZM232 56V57H231ZM240 56V55H239ZM243 56V55H242ZM2 58H5V55H2L1 56ZM68 57V56H67ZM82 57H85V56H82ZM135 57V56H134ZM81 58V57H80ZM109 58V57H108ZM240 58V57H239ZM239 58H238V60H239ZM245 58H247L246 57V54H245ZM90 59V57L89 58H87V57H85L83 60H81L80 59V61L79 60H76V61H78L77 63H73V62H70L69 61V59H68V61H67V59L66 58H62L61 57V55H60V53H59V56L55 59V60H53V62L54 63H47V62H45V63H43V61L41 62V63H35V65H33L34 67H32L31 69H29V70H26V71H20V73H18V74H16L15 75V77H18V79H19V81L18 82H14V81H12V80H8V78L11 76V74L10 73H8V72H6V73H4V74H2L1 75V77H0V81H1V89H2V92H4V94H7L8 96H9V92H11V91H13V89H16V88H23L24 86L25 87H28L29 85H32L34 82H36V81H38V79H36L35 77H32V76H30L31 74H34V75H38L39 76V74L40 73H43L45 76H47V74H50L51 76L50 77H52V82L51 83H48V81H46V79L44 78V80L42 81V84H41V88L42 89H44L45 91H48V92H50V91H56V90H58L59 92H61V93H67L68 91H69V89L70 88H73V89H75V91H79V92H83L84 90L86 91V86H87V84H88V80H87V78H86V76L88 75L87 73H86V71L87 70H89V66L91 65V59ZM96 59V58H95ZM122 59V58H121ZM133 59H135V58H132L131 60L133 61ZM73 60V59H72ZM221 60H225V61H228L227 63H222L221 62ZM241 60V59H240ZM245 60V61H244ZM244 60H241V62L243 61V62H246V59H244ZM50 61V60H49ZM93 61V60H92ZM101 62H103L102 60H100ZM100 61H99V64H100ZM105 61H107L106 60V57H105ZM111 61H114V60H111ZM131 61V62H132ZM96 62H98V61H96ZM108 62H110V59H109V61ZM130 62V63H131ZM238 63H239V61H237ZM236 62V63H237ZM126 63V62H125ZM127 63H128V61H127ZM129 63V64H130ZM231 63L233 64V61L232 62H230V66H232L233 67V65H231ZM94 64V63H93ZM98 63H96V65H99ZM106 64V63H105ZM110 64V63H109ZM115 64V63H114ZM220 64V65H219ZM222 64V65H221ZM246 64H248V62L246 63ZM102 65V64H101ZM108 65V64H107ZM111 65H112V62H111ZM128 65V64H127ZM219 65V66H218ZM225 65H223V66H225ZM235 66L237 65V64H234ZM92 66V65H91ZM91 66H90V68H91ZM94 66H95V64H94ZM102 66H105V65H102ZM114 66V65H113ZM112 66V67H113ZM213 66V65H212ZM213 66V67H214ZM219 68H218V67ZM227 66V65H226ZM225 66V67H226ZM229 66V65H228ZM247 66V65H246ZM98 67V66H97ZM96 66H95V68L93 67V69H94V71H95V69L97 68ZM115 67H116V65H115ZM115 67H113V68H115ZM243 67V64L241 65V67L240 68H242ZM244 67H245V65H244ZM247 67H250V65L249 66H247ZM100 68V67H99ZM99 68H97L98 70H99ZM102 68V67H101ZM108 68V67H107ZM121 68H123V67H121ZM128 68H129V65H128ZM215 67L214 68H212V70L214 69L215 71H217V69H216ZM228 68V67H227ZM231 68V67H230ZM251 68V69H252ZM105 69V68H104ZM108 69H111V71H113L112 70V68L110 67V65H109V68ZM108 69H106L107 71H108ZM118 69V68H117ZM133 69V68H132ZM237 69H239V67L237 68ZM103 70V69H102ZM101 70V71H102ZM106 70H104V74H105V72H106ZM119 70H120V68H119ZM131 70V69H130ZM148 70V69H147ZM182 70V69H181ZM213 70V71H214ZM227 70V69H226ZM242 70H243V68H242ZM91 71V70H90ZM111 71H109V72H111ZM122 71V70H121ZM124 71V70H123ZM149 71V70H148ZM182 71H184V69L182 70ZM220 71V70H219ZM232 71H234V69H232ZM251 71V70H250ZM103 72V71H102ZM101 72V73H102ZM220 72H223V69L220 71ZM235 72H237L236 71V69H235ZM241 72V71H240ZM239 71L237 72V74L238 73H240ZM245 72V69L243 70V73ZM252 72V71H251ZM90 73V72H89ZM92 73V72H91ZM91 73H90V75H91ZM115 74H116V72H114ZM127 72H125V74H126ZM150 73H151V70H150ZM215 73V72H214ZM229 73H232L231 71H229ZM248 73V72H247ZM86 74V75H85ZM103 74V73H102ZM110 74V73H109ZM112 74L113 73H111V76H112ZM121 74V73H120ZM122 74H124V73H122ZM128 74V73H127ZM216 74V73H215ZM221 73H219V76L221 77L222 76V74L220 75ZM225 74V73H224ZM233 75H234V73H232ZM231 74V75H232ZM249 74H251V73H249ZM254 74V73H253ZM253 74H251V76L253 75ZM90 75H88L89 77H90ZM108 74H107V72H106V75H105V78H106V76H107ZM131 75V74H130ZM239 75H241V74H239ZM244 75H246V74H244ZM104 75H102V77H103ZM119 76V75H118ZM117 76V77H118ZM181 76H182V74H181ZM219 76H218V78H219ZM224 76V75H223ZM228 76H230L229 74H228ZM236 76H238V75H236ZM250 76V75H249ZM257 76V75H256ZM101 77V78H102ZM107 77H109V75L107 76ZM126 75L124 76V78H125V80H126ZM146 77V76H145ZM234 77V76H233ZM239 78H240V76H238ZM258 77V76H257ZM256 77V78H257ZM116 78V77H115ZM131 78V77H130ZM147 78V77H146ZM228 78V77H227ZM231 78V79H230ZM230 78H228L229 80H232V76H230ZM249 78L250 77H248L247 78V81L249 82ZM39 79H40V77H39ZM89 79V78H88ZM109 79V78H108ZM122 76L120 75L119 76V78H118V82L119 83H121L122 82ZM148 79V78H147ZM147 79H143L142 81H144L145 83L147 82V84H148V82L149 81H146ZM222 80H220V82L221 81H224L223 79L224 78H221ZM237 79V78H236ZM252 79H255V78H253L252 77ZM90 80H91V78H90ZM101 80H103V82H104V79L102 78ZM110 80V79H109ZM109 80H106L107 82L109 81ZM113 80V79H112ZM235 80V79H234ZM111 81V80H110ZM116 81V80H115ZM115 81H113V83H115V85H116V82ZM218 81H219V79H218ZM228 80H225V82H227ZM236 81V80H235ZM241 81V80H240ZM95 82V81H94ZM94 82H93V84H94ZM97 82V81H96ZM106 82V85L108 84V86H109V83H110V85H112V88L114 87V85L113 84H111L112 82H109V83H107ZM127 81H125L124 83H126ZM233 82V81H232ZM231 82V83H232ZM92 83V82H91ZM119 83L117 84L118 86H119ZM128 83V82H127ZM141 83V82H140ZM139 83V84H140ZM144 83V84H145ZM223 83V82H222ZM228 83L229 82H227V87H232V85L230 84L229 86H228ZM238 83V80L236 81V84ZM240 83H242V82H240ZM249 83H251V80H250V82ZM92 84V85H93ZM96 84H98V82L96 83ZM101 84V83H100ZM104 84H105V82H104ZM122 84V83H121ZM143 84V83H142ZM147 84H145V85H147ZM226 84V83H225ZM239 84V83H238ZM252 84V83H251ZM40 85V84H39ZM89 85H91V84H89ZM91 85V86H92ZM95 85V84H94ZM103 85V84H102ZM106 85H104L105 87H108V86H106ZM129 84H127V86H128ZM150 84H148V86H149ZM180 85H182V84H180ZM118 86H116V88L118 87ZM121 86V85H120ZM126 86V85H125ZM133 86H134V84H133ZM139 86V85H138ZM219 86V85H218ZM246 85H245V83H244V87H245ZM88 87V86H87ZM94 87V86H93ZM95 87H96V85H95ZM110 87V90H111V86H109ZM130 87H131V85H130ZM129 87V88H130ZM137 87V86H136ZM142 87V86H141ZM143 87H145L144 85H143ZM142 87V88H143ZM150 87V86H149ZM217 86H215V88H216ZM224 86L222 85V88H223ZM231 87H230V89H231ZM131 88H133V87H131ZM153 87L151 86V89H152ZM218 88V87H217ZM240 88V87H239ZM246 88V87H245ZM244 88V89H245ZM248 88H249V86H248ZM247 88V89H248ZM252 88V87H251ZM88 89V88H87ZM90 89V88H89ZM92 89H94V88H92ZM91 89V90H92ZM114 89V88H113ZM112 89V90H113ZM126 90L128 89L127 87L125 88ZM137 89H140V87H138ZM146 89H148L147 88V86H146ZM154 89V88H153ZM233 89V88H232ZM242 89V88H241ZM72 90V89H71ZM91 90H89V92H91ZM96 90H98L99 91V89H97L96 88ZM107 90V89H106ZM108 90H109V88H108ZM115 90V89H114ZM118 90V89H117ZM121 90V89H120ZM123 90V89H122ZM125 90V91H126ZM131 90V89H130ZM134 90H135V88H134ZM143 90V89H142ZM149 90V89H148ZM236 90V89H235ZM54 91V92H55ZM88 91V90H87ZM132 91H133V89H132ZM218 90H216V92H217ZM242 91V90H241ZM248 91V90H247ZM247 91H245V93L247 92ZM6 92V93H5ZM57 92V91H56ZM92 92H95V91H93L92 90ZM107 92V91H106ZM144 91H142V93H143ZM219 93H220V91H218ZM218 92L216 93V96L218 95L219 96V94H218ZM222 92V91H221ZM230 92V91H229ZM243 92V91H242ZM65 93V94H66ZM70 93H71V91H70ZM109 93V92H108ZM116 93V92H115ZM125 93V92H124ZM130 93H131V91H130ZM145 93V92H144ZM143 93V94H144ZM148 93V92H147ZM224 92H222V94H223ZM232 93H233V91H232ZM236 93V92H235ZM123 94V93H122ZM139 94V93H138ZM140 94H141V92H140ZM142 94V95H143ZM222 94H220L221 95V97L220 98H222ZM234 94V93H233ZM50 95H51V93H50ZM111 95V94H110ZM114 95V94H113ZM227 95H228V93H227ZM238 95H239V93H238ZM250 95H251V93H250ZM62 97H63V94L61 95ZM65 96V95H64ZM68 96V95H67ZM66 96V97H67ZM128 96V95H127ZM230 96H231V94H230ZM13 97V96H12ZM66 97H65V100H67L66 99ZM78 97V96H77ZM92 97V96H91ZM108 97V96H107ZM115 97V96H114ZM238 97V96H237ZM245 97V96H244ZM8 98V97H7ZM234 98V97H233ZM219 99V98H218ZM217 99V97H216V101L218 100ZM227 99L228 98H226V101H227ZM238 99V98H237ZM64 100V101H65ZM224 100V99H223ZM120 101V100H119ZM123 101V100H122ZM219 101H221V100H219ZM252 101V100H251ZM8 103H12V102H14V100L12 99V98H9L8 99V101H7ZM16 102V101H15ZM17 103V102H16ZM124 103V102H123ZM216 103H219V102H216ZM225 103V102H224ZM223 103V105H225ZM235 103V102H234ZM252 103V102H251ZM251 103H249L250 104V106H251ZM11 105V104H10ZM226 105H228L227 103H226ZM12 106H14V104H12ZM86 106V105H85ZM118 106V105H117ZM217 106V105H216ZM218 106H219V104H218ZM217 106V107H218ZM248 106V105H247ZM217 107H216V110H217ZM220 107H222L221 106V104H220ZM220 107H218V108H220ZM248 108H249V110H248V112L250 111V107L248 106ZM222 109V108H221ZM252 109V108H251ZM112 110V109H111ZM222 110H224V108L222 109ZM246 110V111H247ZM218 111V110H217ZM239 111H240V113H245V107H244V105H243V103H242V101L239 103ZM18 112V111H17ZM220 112V111H219ZM225 112V111H224ZM101 113V112H100ZM218 112H216V118L217 117H219L218 116V114H217ZM222 113V112H221ZM108 114V113H107ZM234 114H235V112H234ZM237 114V113H236ZM235 114V115H236ZM248 114H250V112L248 113ZM251 115V114H250ZM222 116V115H221ZM234 116V115H233ZM249 116V115H248ZM20 117V116H19ZM19 117H17V119L19 118ZM224 117H225V115H224ZM251 117V116H250ZM16 118V117H15ZM14 118V120H15V122H16V119ZM109 118V117H108ZM222 118V121H223V116L221 117ZM235 118V117H234ZM244 118V117H243ZM249 118V117H248ZM218 119H220V118H218ZM232 119V118H231ZM250 119V118H249ZM13 120V119H12ZM95 120V119H94ZM217 120V119H216ZM82 121V120H81ZM84 121V120H83ZM219 120H217L216 122H218ZM250 121V120H249ZM261 121V120H260ZM215 122V123H216ZM9 123V122H8ZM20 123V122H19ZM78 123V126H77V129L78 130H76L78 133H77V135H75L76 137H75V141L77 142H75L76 144H78L77 145V156H78V159L79 160H77V159H75L74 161L76 162V161H78L77 163H78V166H80V163H81V159H85L86 158V155H87V152H88V148L87 147H84L83 146V142H85L86 140H89L90 141V138L92 137V133H90L91 131L90 130H92L90 127H91V125H90V123L89 122H81V123H79V122H77ZM92 123V122H91ZM117 123V122H116ZM214 123V124H215ZM222 123V122H221ZM221 123H220V125H221ZM233 123V122H232ZM17 124H18V122H17ZM76 124V123H75ZM218 123H216V126L218 127V125H217ZM111 125H112V123H111ZM110 125V126H111ZM149 125V124H148ZM201 125V124H200ZM109 125L107 126V127H110ZM203 126H206V125H203ZM223 126V125H222ZM106 127V128H107ZM177 127V126H176ZM212 127V126H211ZM214 127V126H213ZM217 127H216V129H217ZM21 128H23V126L21 127ZM25 128V127H24ZM90 128V129H89ZM93 128V127H92ZM112 128V130H113V127H111ZM200 128V127H199ZM222 128V127H221ZM9 129V128H8ZM109 128H107L106 130H108ZM118 129V126L116 127V129L114 128V131H116ZM197 129V128H196ZM205 129V128H204ZM207 129V128H206ZM211 129V128H210ZM11 130V129H10ZM112 130H109L110 131V133L112 134ZM176 130V129H175ZM201 130V129H200ZM214 130V129H213ZM12 131V130H11ZM190 131H191V129H190ZM194 131V130H193ZM198 131V130H197ZM207 131V130H206ZM211 131V130H210ZM216 131V130H215ZM204 132V131H203ZM217 132V131H216ZM15 133H16V131H15ZM23 133L24 132H19V134L17 135L16 134V138L20 135V137L19 138H21V135L22 136H24L23 135ZM94 133V132H93ZM104 133V132H103ZM114 133V132H113ZM189 133H191V132H189ZM197 133V132H196ZM210 133V132H209ZM13 134H14V131H13ZM106 134H107V132H106ZM106 134H103V135H105L106 136ZM108 134H109V132H108ZM108 134H107V136H108ZM118 134V133H117ZM186 134V133H185ZM200 134V133H199ZM215 134V133H214ZM194 135V134H193ZM193 135H192V138H193ZM206 135V134H205ZM91 136V137H90ZM102 136V135H101ZM103 137L104 139L105 138H107V136L106 137ZM113 136V135H112ZM111 135H110V139H113V137H112ZM115 136V135H114ZM118 136V138H119V136H120V134H118L117 135ZM183 136H184V134H183ZM186 136H188V135H186ZM190 137H191V135H189ZM230 136V135H229ZM181 137H182V133H181ZM189 137V138H190ZM15 138V139H16ZM109 138L106 140V143H107V141L109 140ZM195 138V137H194ZM209 138V137H208ZM98 139V138H97ZM102 138H100V140H101ZM186 139V137H184V139L183 140H185ZM200 139V138H199ZM203 139V138H202ZM72 140H73V138H72ZM99 140V141H100ZM116 140V139H115ZM187 140V139H186ZM194 140V139H193ZM229 140V139H228ZM21 142H17V143H20L19 145L17 144H14V149H15V151L18 153V152H20V153H18V155H19V157H17V159H15L14 160V162H13V167H12V173L11 174H13L14 175V177H15V179L17 180V182L16 183H18V184H20V186H21V188H22V191L24 192V193H27L28 195H27V197H29L28 198V200L30 199V201H31V206L33 207V205H34V208H36L35 206H37L38 204H40L41 202V200H43L42 198L46 195H41V193H40V191H39V186H40V180H41V177L37 174V173H35L34 172V165H32V161H31V153H29L30 152V148H29V146H28V140H20ZM126 141H127V138H126ZM189 141H191V140H189ZM189 141H186V145L188 146V144H187V142H189ZM201 141V140H200ZM204 140H202V145H203V143H205V141L203 142ZM233 141V140H232ZM102 142H104L103 140H102ZM102 142L100 143V145L102 144ZM111 142H113V140L111 141ZM116 142H117V140H116ZM141 142V141H140ZM69 143V142H68ZM89 143V142H88ZM109 143H110V141H109ZM108 143V144H109ZM197 143H198V141H197ZM230 143V142H229ZM86 144H87V142H86ZM111 144V146L113 145L112 143H110ZM126 144V143H125ZM191 145H192V143H190ZM189 144V145H190ZM210 144V143H209ZM210 144V145H211ZM17 147H16V146ZM103 145V144H102ZM136 145V144H135ZM185 145V144H184ZM209 145V146H210ZM114 146V145H113ZM181 146H182V144H181ZM186 146V147H187ZM195 146V145H194ZM196 146H197V144H196ZM103 148H105L104 146H102ZM200 148H201V144H200V146H199ZM205 146H203L202 147V149L204 148ZM95 148H96V146H95ZM98 148V147H97ZM108 148H110V145L108 146ZM130 148V147H129ZM136 148V147H135ZM188 148V147H187ZM210 148H211V146H210ZM99 149V148H98ZM107 149V148H106ZM112 149H113V147H112ZM131 149V148H130ZM192 149H193V147H192ZM191 149V150H192ZM196 149H198V147L196 148ZM207 150H208V148H206ZM212 149V148H211ZM75 150H76V148H75ZM100 150V149H99ZM103 150V149H102ZM105 150V149H104ZM104 150H103V152H104ZM123 150V149H122ZM136 150V152L138 151L137 150V148L135 149ZM190 150V151H191ZM194 151H195V149H193ZM199 150V149H198ZM206 150V151H207ZM210 150V149H209ZM224 151V152H222V151ZM33 151V150H32ZM70 151H71V149H70ZM108 151V150H107ZM129 151V150H128ZM189 151V152H190ZM202 151V150H201ZM200 151V152H201ZM212 151V150H211ZM217 151L219 152V151H221L222 153H224V155H218L217 154ZM100 152H101V150H100ZM102 152V153H103ZM108 152H110V151H108ZM127 152V151H126ZM187 152H188V150H187ZM187 152H185L186 154H188ZM208 152V151H207ZM12 153V152H11ZM63 153H64V151H63ZM132 153H134V152H132ZM196 153V152H195ZM203 153H205V151L203 152ZM213 152H212V155L214 154ZM98 154V153H97ZM100 154V153H99ZM137 154V153H136ZM191 154V153H190ZM190 154H188V155H190ZM210 154V153H209ZM221 154V153H220ZM92 155V154H91ZM104 155V154H103ZM108 155V154H107ZM112 155H113V153H112ZM115 155V154H114ZM113 155V156H114ZM118 155V154H117ZM130 155H131V153H130ZM206 156H209V155H207V154H205ZM204 155V156H205ZM73 156V155H72ZM89 156V155H88ZM100 156H101V154H100ZM108 156H110V154L108 155ZM195 156H196V154H195ZM197 156H198V154H197ZM202 157V154L201 155H199L198 157L200 158V160H201V157ZM210 156H211V154H210ZM223 156V157H222ZM114 157H116V156H114ZM130 157V156H129ZM128 157V158H129ZM134 157V156H133ZM152 157V156H151ZM177 157V156H176ZM183 157H184V155H183ZM185 157H186V159H187V157H189V156H187V155H185ZM193 157H194V155H193ZM60 158V157H59ZM65 158V157H64ZM67 158V157H66ZM91 158H93V157H91ZM89 159V161H88V164H87V162H85L84 161V163L86 164V170L87 171H84V175L83 176H81L80 178H79V180L77 181V183L74 185V186H69L68 187V185L70 184L68 181H67V179H69V178H66L64 175H63V173H60V171H61V167H60V164H62V162H58V161H56V162H58L57 163V168L55 167V169L57 170L56 171V173H57V177H55L56 178V180H57V185H63V186H66L67 185V187H65V188H71V190H70V196L71 197H73V199H74V209L76 210H74L75 212H78L77 213V215L82 219L81 221H83V227H84V229L86 230V232L88 233V235L89 236H87V237H89L88 239H89V243H90V245H92V244H94V242H96V238H97V236H99V235H97L96 234V232L97 231H95V228L96 227H100V225H98L97 226V224L98 223H100L101 222V220H100V222H98V220L96 219V217L98 216L96 213H95V211H93L90 207H92L91 206V203L93 202V200H96L97 199V193H96V195L95 194H93V191L91 190V188H90V184H89V179H90V174H89V172L91 173L92 171H94L93 169H95L94 168V166L96 167V162L94 161V159ZM95 158V157H94ZM98 158V157H97ZM100 158V157H99ZM102 158V157H101ZM160 158V157H159ZM180 158H182V156L180 157ZM179 158V159H180ZM190 159H191V157H189ZM61 159H63L62 157H61ZM69 159V158H68ZM88 159V158H87ZM114 159V158H113ZM131 159H133V158H131ZM194 159V158H193ZM192 159V160H193ZM53 160V159H52ZM108 160H109V158H108ZM158 160V159H157ZM205 160H204V162H205ZM4 161V160H3ZM34 161V160H33ZM61 161H63V160H61ZM111 161V160H110ZM136 161V160H135ZM139 161V160H138ZM148 161V160H147ZM159 161H161L160 159H159ZM158 161V162H159ZM181 161H183V160H181ZM191 163H193L191 160H189ZM207 161V160H206ZM6 162V161H5ZM47 162V161H46ZM50 162V161H49ZM114 162V160L112 161V163ZM131 162H133V160L131 161ZM184 162H185V160H184ZM203 162V163H204ZM208 162V161H207ZM130 163V162H129ZM139 163V162H138ZM157 163V162H156ZM160 163V162H159ZM183 163V162H182ZM187 163V164H186ZM186 163H184V164H186V166L188 165V162H186ZM195 164H196V162H194ZM190 164V165H192V167H193V165L195 166V164ZM206 163V162H205ZM67 164V163H66ZM132 164V163H131ZM141 164H142V162H141ZM163 164V163H162ZM174 164V163H173ZM181 164V163H180ZM197 164H199V163H197ZM197 164H196V166H197ZM207 164V163H206ZM212 164V165H213ZM68 165V164H67ZM74 165H76V164H74ZM109 165H110V163H109ZM139 165V164H138ZM146 165V164H145ZM177 165H178V163H177ZM202 165V164H201ZM205 165V164H204ZM2 166V165H1ZM6 166H8V165H6ZM53 166V165H52ZM63 166V165H62ZM98 168H99V170H102V172L101 173H103V175H104V183L105 182H107V180H109L111 177H110V173L108 172L109 170V168H108V161H101L98 165ZM114 166V165H113ZM112 166V167H113ZM142 166H144L143 164H142ZM162 168H165L164 166H162V165H160ZM175 166V167H174ZM179 166V165H178ZM181 166H183V164L181 165ZM186 166H184L183 168L187 171L188 169H187V167ZM77 167V166H76ZM116 167V166H115ZM133 167V166H132ZM140 167H141V165H140ZM154 167V166H153ZM189 167V166H188ZM191 166H190V168H192ZM101 168V169H100ZM111 168V167H110ZM114 168V167H113ZM142 168V167H141ZM157 168V167H156ZM169 168H170V166H169ZM173 168H170V170L172 169V171H173ZM208 168H209V166H208ZM2 169V168H1ZM54 169V170H55ZM69 169V168H68ZM79 169V168H78ZM145 169V168H144ZM155 169V167L153 168V170ZM181 169V168H180ZM196 169H199V166L198 167H196ZM195 169V170H196ZM206 169H207V167H206ZM210 169V168H209ZM111 170V169H110ZM114 170V169H113ZM113 170L111 171V172H113ZM116 170H117V168H116ZM135 168L133 169V171L135 172ZM183 170V169H182ZM184 170V171H185ZM190 170V169H189ZM211 170V169H210ZM215 170V171H216ZM142 171H145V170H142ZM154 171H157V169L156 170H154ZM166 172H168L167 170H165ZM164 171V172H165ZM193 171V169L191 170V171H189V172H192ZM208 171V170H207ZM66 172V171H65ZM77 172H78V170H77ZM81 172H83V171H81ZM80 172V173H81ZM99 172V171H98ZM133 172V173H134ZM149 172V171H148ZM159 172V171H158ZM158 172H153V175H154V173H156V174H158ZM212 172V171H211ZM79 173V174H80ZM120 173V172H119ZM139 173V172H138ZM137 173V174H138ZM160 173V172H159ZM183 173V172H182ZM188 172H186V173H184V174H186V175H188L187 174ZM205 173H206V171H205ZM66 174V173H65ZM135 174V173H134ZM143 174V173H142ZM147 174H149V173H147ZM146 174V175H147ZM161 174V173H160ZM160 174H158L159 175V177L160 176H162V174L160 175ZM191 174V173H190ZM193 174V173H192ZM196 174V173H195ZM207 174H208V172H207ZM210 174L211 173H209V178H210ZM213 174V173H212ZM67 175H68V172H67ZM139 175H140V173H139ZM151 175V174H150ZM165 175H167V174H165ZM186 175H181V176H186ZM198 175V174H197ZM216 175V174H215ZM38 176H39V178H38ZM115 176V175H114ZM113 176V177H114ZM118 176V175H117ZM142 175H140V177H141ZM144 176V175H143ZM149 176V175H148ZM193 176H194V174H193ZM193 176L191 175L190 177H192V179H193ZM52 177V176H51ZM54 177V176H53ZM136 177V176H135ZM139 177V178H140ZM158 177V178H159ZM187 178H188V176H186ZM196 177V178H197ZM204 177V178H203ZM207 177V176H206ZM102 178V177H101ZM102 178V179H103ZM137 178V177H136ZM145 178V177H144ZM154 178V177H153ZM186 178V179H187ZM203 178V179H202ZM208 178V179H209ZM101 179V180H102ZM114 179H115V177H114ZM113 178H111V180L114 182L115 180H114ZM128 179V178H127ZM142 179V178H141ZM154 179H156L157 180V178L155 177ZM162 179H163V176H162ZM161 179V177H160V180L158 181L159 183H162V182H160V181H164V180H162ZM181 179H182V177H181ZM183 179H185V177H183ZM183 179L181 180L182 182H183ZM191 179V178H190ZM191 179V180H192ZM195 179V178H194ZM205 179H207V178H205ZM2 180V179H1ZM45 180V179H44ZM51 180V179H50ZM70 180V179H69ZM111 180H109V181H111ZM118 180V179H117ZM142 180H144V179H142ZM190 180V181H191ZM215 180V179H214ZM102 181V182H103ZM131 181H133L132 179L130 180V182ZM145 181V180H144ZM146 181H148L147 180V177H146ZM151 181H152V179H151ZM187 181V180H186ZM195 181H196V179H195ZM194 181V182H195ZM45 182V181H44ZM50 181H48V183H49ZM67 182L69 183V184H67ZM113 182H111L112 183V185H114V183ZM153 182V181H152ZM154 182H155V180H154ZM181 182V183H182ZM185 182V181H184ZM184 182L182 183V185L184 184ZM52 183V182H51ZM90 183H91V181H90ZM110 183V184H111ZM136 183V185H137V182H135ZM164 183V182H163ZM120 184V183H119ZM150 184V183H149ZM186 184H187V182H186ZM189 184H192V183H189ZM116 185V184H115ZM132 185V184H131ZM135 185V186H136ZM140 185H141V183H140ZM152 185V184H151ZM181 185V186H182ZM194 185V184H193ZM14 186V185H13ZM107 186V185H106ZM134 186V187H135ZM156 186V185H155ZM178 186V187H177ZM93 187V186H92ZM97 187V186H96ZM114 187V186H113ZM147 187V186H146ZM158 186H156L155 188H157ZM160 187V188H161ZM183 187H184V185H183ZM182 187V188H183ZM187 187H188V184H187ZM13 188V187H12ZM19 188V187H18ZM43 188V187H42ZM103 188V187H102ZM137 188H141V186L140 187H138L137 186ZM172 188V189H173ZM2 189V188H1ZM7 189H9V188H7ZM14 190H13V192L14 191H16L15 190V188H13ZM133 189V188H132ZM142 189V188H141ZM152 189V188H151ZM168 190V191H164V190ZM185 189V188H184ZM207 190L208 189V191L210 192V194H209V192L208 191H206V192H208V193H206V194H204V190ZM60 190V189H59ZM101 190V189H100ZM106 190V189H105ZM161 190V191H162ZM180 191L182 190V189H179ZM133 191H135V190H133ZM133 191H131V193L133 192ZM178 191V190H177ZM182 191H184V190H182ZM9 192H12V191H8V193ZM69 192V191H68ZM100 192V191H99ZM99 192H98V194H99ZM102 192V191H101ZM136 193H137V191H135ZM138 192H140V191H138ZM157 192V191H156ZM160 192V191H159ZM186 192V193H187ZM192 192H193V190H192ZM22 193V192H21ZM95 193V192H94ZM105 193V192H104ZM120 193V192H119ZM161 193V192H160ZM3 194V193H2ZM5 194H7V193H5ZM12 194V193H11ZM102 194V193H101ZM110 194V193H109ZM108 193H107V196L109 195ZM134 194V193H133ZM20 195V194H19ZM57 195H59V193L57 194ZM61 195H62V193H61ZM110 195H112L113 196V194H110ZM182 196L183 197V195H185L184 196V198H190V200H191V198L192 197H190L191 195L192 196H195V197H193L192 198V200H193V203H192V200L191 201H189V202H186V200H184L182 197H180V196ZM2 196H4V195H2ZM6 196V195H5ZM60 196V195H59ZM101 196V195H100ZM112 196H110L111 198H112ZM164 196H162L161 198H163V200H164ZM70 197V198H71ZM99 197V196H98ZM109 197V196H108ZM137 197V196H136ZM3 198V197H2ZM6 198H7V196H6ZM46 198V196L44 197V199ZM57 198V197H56ZM62 198V197H61ZM101 198V197H100ZM99 198V199H100ZM138 198V197H137ZM136 198V199H137ZM4 199V198H3ZM47 199V198H46ZM58 199H60V197L58 198ZM139 199V198H138ZM167 199H168V203H167ZM57 200V199H56ZM102 200V201H101ZM100 201L102 202V210H104V211H106L105 209H107V205H106V203L107 202H111V199H110V201H107V197L106 198H102ZM109 200V199H108ZM133 200H134V202H138L139 200H137V201H135V199L133 198ZM188 200V199H187ZM4 201V200H3ZM61 202V201H60ZM114 202V201H113ZM4 203V202H3ZM22 203V202H21ZM25 203V202H24ZM64 203V202H63ZM116 203V202H115ZM93 204V203H92ZM108 204H110V203H108ZM112 204V203H111ZM132 205H133V203H131ZM137 204H135L134 206L135 207H138V205ZM46 205V204H45ZM106 206L105 208H103V206ZM144 205V206H145ZM41 206H42V204H41ZM41 206L39 205V208H41ZM59 206V205H58ZM94 206H95V204H94ZM100 206V207H101ZM139 206V208H142V207H140ZM26 207V206H25ZM31 207V208H32ZM135 207H133V208H135ZM34 208H32L31 210L32 211H35V209ZM38 208V207H37ZM138 208V209H139ZM49 209V208H48ZM109 209H110V207H109ZM44 210H46V208L44 209ZM102 210H101V212H102ZM129 210V209H128ZM142 210V209H141ZM103 211V212H104ZM126 211V210H125ZM12 212H13V210H12ZM41 212L42 211H40L39 213L41 214ZM44 212V211H43ZM42 212V213H43ZM100 212V213H101ZM34 213V212H33ZM47 214V216H48V214H49V216H50V214L52 215V210H47V212H46ZM129 213V212H128ZM135 214L137 213V214H139L137 211H135L134 212ZM142 213H143V210H142ZM13 214V213H12ZM39 214V215H40ZM126 214H127V212H126ZM134 214V215H135ZM136 214V215H137ZM74 215H76L75 213H74ZM133 215V213H132V216H134ZM135 215V216H136ZM49 216L48 217H46L47 219L49 218ZM104 216V215H103ZM130 216V215H129ZM131 216V218H134V217H132ZM139 215H137V217H138ZM210 216H212L210 219H209V217ZM41 217V216H40ZM43 217L45 218V212H44V214H43ZM106 217V216H105ZM121 217H122V215H121ZM145 217H146V213H145ZM145 217H144V219H145ZM76 218H78L77 216L74 218L75 220H76ZM80 218H79V220H80ZM99 218V217H98ZM123 218V217H122ZM128 218V217H127ZM130 218V217H129ZM140 218H142L143 219V217H140ZM74 219L72 220L73 221V223L72 224H74L73 226V228L72 229H75V225L77 226V224L79 223L78 221H74ZM107 219V218H106ZM106 219H104V220H106ZM113 219H115V217L113 218ZM124 219V218H123ZM126 219V218H125ZM36 220H38V219H36ZM46 220V219H45ZM57 220V219H56ZM138 220H141V219H138ZM35 221V220H34ZM50 221V220H49ZM58 221V220H57ZM109 221H110V219H109ZM127 221V220H126ZM131 221V220H130ZM137 221V220H136ZM40 222V221H39ZM38 222V223H39ZM46 222V221H45ZM51 222H52V220H51ZM75 222H78V223H75ZM108 222V221H107ZM120 222V221H119ZM133 222V221H132ZM141 222H143V221H141ZM150 222V221H149ZM37 222H34L33 224H31V229L29 228V226H30V224L28 225V228L30 229H28L29 231H30V233H31V235H27L26 237H28V238H30V236L32 237L30 240H31V243L28 245L30 248H31V252H33L34 254H36L37 256H38V258H39V260H41L42 262H44L45 264H61V260H62V256L60 257L59 255L61 254L62 255V253H60V254H58V252L60 251L59 250V248H57V246H59V245H57V243L56 242H58V241H60V238L56 235V234H52V233H50L49 231H50V228H49V226H47V224H46V227L45 226H43V227H41V225L39 226V224H38ZM65 223H67V222H65ZM65 223H64V225H65ZM81 223V222H80ZM102 223V222H101ZM100 223V224H101ZM128 223V222H127ZM126 223V224H127ZM134 223V222H133ZM138 223H140V222H137V225H138ZM25 224V223H24ZM123 224H125V223H123ZM129 224V223H128ZM17 225H18V223H17ZM62 225V238H61V240L62 239H64V238H66V237H68V235H66L67 233H66V227L63 225V223L61 224ZM130 225V224H129ZM136 225V227H137V229L138 228H140V227H138ZM14 226V225H13ZM51 226V225H50ZM53 226V225H52ZM79 226V225H78ZM103 226V225H102ZM107 226V225H106ZM22 227V226H21ZM23 227H24V225H23ZM56 227V226H55ZM55 227H53V229L55 228ZM69 227H70V225H69ZM108 227V226H107ZM129 227V226H128ZM130 227H134V226H130ZM136 227H135V229H136ZM15 228V227H14ZM76 228H78V227H76ZM101 228H103V227H101ZM56 229V228H55ZM54 229V230H55ZM99 229V228H98ZM131 228H129V230H130ZM136 229V230H137ZM14 230V229H13ZM76 230V232H78L77 231V229H75ZM81 230L82 229H80V231H79V233H81ZM84 230V231H85ZM101 230V229H100ZM103 230V229H102ZM122 230V229H121ZM15 231V230H14ZM24 231V230H23ZM68 231V230H67ZM72 230H70V231H68V232H70V234L72 233L71 232ZM104 231V230H103ZM105 231H107L106 229H105ZM104 231V232H105ZM134 230H132V232H133ZM141 231V229H139V232L138 233H141L140 232ZM19 232V231H18ZM22 232V231H21ZM54 232V231H53ZM75 231L73 232V233H75L74 235H76L77 233H76ZM109 232V231H108ZM121 232V231H120ZM123 232V231H122ZM131 232V231H130ZM129 232V233H130ZM131 232V233H132ZM28 232H24L23 233V235L20 233V234H14L13 233V231L11 232L10 231V233H7V236H6V241L5 240H3L2 238H0V246H3V248L5 249V253H7L8 254V258L11 260H18L17 262L18 263H20V264H24L25 263V261H26V259L28 258V256H30V255H27V254H30V253H28L27 251L28 250H26L25 251V249L27 248V244L25 243V241H23V240H25V239H23L24 238V234H27ZM30 233H28V234H30ZM72 233V234H73ZM77 234L76 236H81L82 234ZM100 233V232H99ZM124 233V232H123ZM129 234L130 236L132 235V234ZM143 233V232H142ZM116 234V233H115ZM125 234V233H124ZM4 235V234H3ZM84 235H86V234H84ZM126 235V237H128L127 236V233L125 234ZM124 235V236H125ZM135 235H139V234H136L135 233ZM22 236H23V238H22ZM61 236V235H60ZM123 236V237H124ZM133 236V235H132ZM64 237V238H63ZM84 237V236H83ZM82 237V238H83ZM100 237H101V234H100ZM28 238H26V239H28ZM73 238V237H72ZM75 238V237H74ZM73 238V239H74ZM85 238V240H86V237H84ZM84 238H83V240H84ZM113 238V237H112ZM129 238V237H128ZM135 238H136V236H135ZM135 238H134V241H135ZM2 239V240H1ZM70 236H69V241H70ZM102 239V238H101ZM108 239V238H107ZM129 239H133V238H129ZM136 239V240H137ZM5 241V242H4ZM67 241H68V238H67ZM66 241V242H67ZM73 241V240H72ZM75 242H74V246H73V252H75V253H73V255L75 256V259H76V261H74L75 263H77V264H95V263H97V259L98 258H102V260H103V262L105 263V264H122L121 263V260L123 259V258H121L120 259V257L118 258V253H117V255H111V254H109L108 253V249L106 250L105 249V247H104V245H105V240L103 241V242H100V248L98 249L99 251H98V253H94V252H96L95 250H93V248L95 247V245H94V247L92 246V250H91V246H88L87 247V245L86 244H88V241H82L81 239H77V240H74ZM124 241V240H123ZM129 241V240H128ZM131 242H133V241H131ZM68 243V242H67ZM134 243H137V242H134ZM146 243H145V246H147L146 245ZM25 244H26V246H25ZM109 244V243H108ZM130 244V243H129ZM133 244V243H132ZM138 244V243H137ZM56 245V246H55ZM69 245H70V243H69ZM72 245H73V243H72ZM72 245H70V246H72ZM136 244H134V246H135ZM131 246V245H130ZM138 246V245H137ZM148 246L146 247V248H148ZM26 247V248H25ZM144 248V247H143ZM115 249V248H114ZM117 249V248H116ZM120 249V248H119ZM1 250V249H0ZM63 251V250H62ZM117 251V250H116ZM122 251V250H121ZM26 252H27V254H26ZM110 252V251H109ZM119 252V251H118ZM2 254V253H1ZM72 254V253H71ZM120 254V253H119ZM121 254H122V252H121ZM6 255V254H5ZM5 255H4V258H5ZM36 256V257H37ZM119 256H121V255H119ZM66 257V256H65ZM127 257V256H126ZM6 258H7V256H6ZM70 258V257H69ZM127 260H128V258H126ZM7 260V259H6ZM65 260V259H64ZM99 260V259H98ZM126 260V261H127ZM130 260V259H129ZM5 261V260H4ZM3 261V262H4ZM65 262V261H64ZM0 263H1V260H0ZM5 264V263H4ZM32 264V263H31Z\"/></svg>",
    "mask_w": 264,
    "mask_h": 264
}]
</instances>
